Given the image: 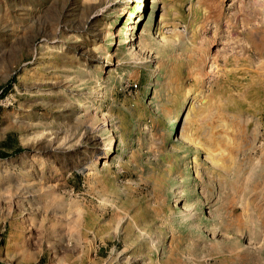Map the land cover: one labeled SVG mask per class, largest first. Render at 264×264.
Wrapping results in <instances>:
<instances>
[{"label":"rangeland","instance_id":"obj_1","mask_svg":"<svg viewBox=\"0 0 264 264\" xmlns=\"http://www.w3.org/2000/svg\"><path fill=\"white\" fill-rule=\"evenodd\" d=\"M0 264H264V0H0Z\"/></svg>","mask_w":264,"mask_h":264},{"label":"bare ground","instance_id":"obj_2","mask_svg":"<svg viewBox=\"0 0 264 264\" xmlns=\"http://www.w3.org/2000/svg\"><path fill=\"white\" fill-rule=\"evenodd\" d=\"M153 2L156 3V0H153ZM172 118H173V119L171 120L170 124L173 125L174 122H175V120L177 119V116L175 115V116L172 117ZM173 133H174V130L171 132V134H173ZM111 141H112V143H110V144L108 145V149H109V150H111V149L115 146V144H116V137L113 136L112 139H111ZM107 154H108V152H107ZM104 164L106 165L107 162L105 161Z\"/></svg>","mask_w":264,"mask_h":264}]
</instances>
